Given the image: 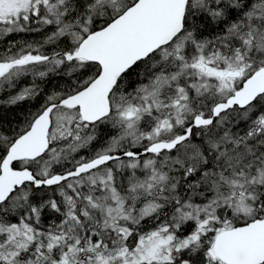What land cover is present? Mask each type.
Listing matches in <instances>:
<instances>
[{"label":"snow or ice","instance_id":"snow-or-ice-1","mask_svg":"<svg viewBox=\"0 0 264 264\" xmlns=\"http://www.w3.org/2000/svg\"><path fill=\"white\" fill-rule=\"evenodd\" d=\"M0 96V264H264V0H0Z\"/></svg>","mask_w":264,"mask_h":264},{"label":"trees","instance_id":"trees-1","mask_svg":"<svg viewBox=\"0 0 264 264\" xmlns=\"http://www.w3.org/2000/svg\"><path fill=\"white\" fill-rule=\"evenodd\" d=\"M53 82H57V81H53ZM49 87H51V83L49 84ZM3 98L5 97L0 96V99ZM40 103H41L40 98H37L34 102H25L23 104H19L10 108L0 105V114H3L5 118L14 117L16 121L19 122L22 119V117L25 116L29 111H35V109L39 106Z\"/></svg>","mask_w":264,"mask_h":264}]
</instances>
